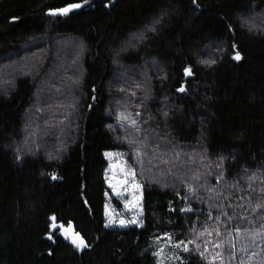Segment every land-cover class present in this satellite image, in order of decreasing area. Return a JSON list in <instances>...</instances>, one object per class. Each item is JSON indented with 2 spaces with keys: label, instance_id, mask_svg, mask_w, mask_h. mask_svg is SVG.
I'll return each mask as SVG.
<instances>
[{
  "label": "trees",
  "instance_id": "obj_1",
  "mask_svg": "<svg viewBox=\"0 0 264 264\" xmlns=\"http://www.w3.org/2000/svg\"><path fill=\"white\" fill-rule=\"evenodd\" d=\"M262 189L264 0H0V264H264Z\"/></svg>",
  "mask_w": 264,
  "mask_h": 264
},
{
  "label": "snow or ice",
  "instance_id": "obj_2",
  "mask_svg": "<svg viewBox=\"0 0 264 264\" xmlns=\"http://www.w3.org/2000/svg\"><path fill=\"white\" fill-rule=\"evenodd\" d=\"M194 2H195V0H194ZM79 7H81L80 4H72V5H70V6H68V7H65V8H62V9H50L49 14H51V15L67 14L71 9H73V8H79ZM13 19H15V18H13ZM149 31H154V29H149ZM234 59H236V60H239V59H240V55H239L238 52H237L236 55L234 56ZM190 72H191L190 69H187V68L185 69V73H186V74H190ZM179 91H184V89L181 88V89H179ZM137 115H140V114L137 113ZM122 118H123V117H122ZM131 127L136 128L137 131L140 130V129H139V126L137 125V123H136L135 120L131 121ZM157 147H159V146H157ZM106 155H107V154H106ZM18 159H19V158H18ZM132 175H133V179H134V176H135L134 172H133ZM55 178H56V177L53 176V179H55ZM196 179H199V177H196ZM221 179H222V174H221L220 176L217 177V184L220 183ZM125 187H127V184H125ZM133 187H134L135 189H139L141 186H140L139 184H134ZM261 191L264 192V189H262ZM189 195H195V190L192 189V188H189ZM132 196H133V199H132L131 201H128V202L125 204V208H127V209H129V210H134V209L139 205V203H140V197H137L136 194H135V192L132 193ZM182 199H184V198H182ZM229 207H231V205H229ZM258 207H259V205H258ZM170 211H175V209H174V208H173V209H170ZM181 211H182V212H184V211L191 212L192 209L189 207V208H186V209H181ZM141 214H142V210H141ZM221 215H223V216H227V213H226V212H222ZM50 219L53 221V225H52V226L55 227V226H56V225H55V220H56V218H55V217H51ZM228 219L231 220L232 217H228ZM208 220H209V221H213V220H214V221L216 222V228H215V232H214V234H215V236H216L217 238H220V237L222 236L221 232L219 231V224L221 223V216L218 215V216L213 217L212 214H211V212H210V213L208 214ZM119 223H120L121 226H127V224H128L129 222H127V221H125V220H120ZM130 223H132V224H136L137 226H142L143 221L140 219L139 216H137V217L133 218V219L130 221ZM105 226L108 227V226H110V224H109V223H106ZM262 226H264V221H262ZM235 232H236V236H237V238H239V236H240V229L237 228V229L235 230ZM199 235H200L201 237H203V236H205V235L211 237V236L213 235V231H209V230L206 228L204 231L200 232ZM49 238L51 239V237H49ZM158 239H159V238H158ZM163 239H167V240L169 241V243H171L173 238H172V236H171L170 234H167V233H166L165 236L163 237ZM78 240H79V243H77ZM72 243H73L74 245H77V247H81V246L86 247V246H87V245L85 244L83 238L80 237L78 233L75 234V238H73ZM193 243H196V241H195V240H190V241H188V244H193ZM188 244H185L184 241H180L179 243H176V244H175V247H176V248H181V247H182V250L185 251V252H187V251H189ZM209 244H210L213 248H216V249H223V248H224V243H223L222 240L219 241V242L209 240V241H207V243H206V245H205V250H204V252H201V253H200V255H201L202 258L205 257V253H206L207 250H208V245H209ZM196 248H197V249L200 248V245H199L198 243L196 244ZM231 248H232V250H233L232 255H231V259H235V254H234L235 243H234V242L231 243ZM161 251H162V250H161ZM160 254H161L160 252H154V253H153V255H156V256H159ZM223 258H224V253H223V251L221 250V251H218V252L216 253V256L213 258V261H215L216 259H219L220 262H221V264H223Z\"/></svg>",
  "mask_w": 264,
  "mask_h": 264
},
{
  "label": "rangeland",
  "instance_id": "obj_3",
  "mask_svg": "<svg viewBox=\"0 0 264 264\" xmlns=\"http://www.w3.org/2000/svg\"><path fill=\"white\" fill-rule=\"evenodd\" d=\"M107 159L110 161V166L108 169V180H107V185L111 188L113 197L118 198L122 195L125 194L127 197V202L131 201L133 199L132 193L135 192L136 196L139 197V193L137 192L139 189H135L133 187L135 182H128L126 174L123 170L122 167V159L119 157L117 153L115 154H108ZM125 184H127V187H125ZM127 202H123L122 207L124 210H129L125 208V204ZM137 208V207H136ZM135 208V209H136ZM106 216L109 220L110 223L114 222L116 219L120 218V214L117 213L116 210L112 208V205L110 204L108 207H106ZM107 220V221H108ZM123 220V219H120ZM68 228H64L62 231L63 236L71 243L73 238H75V235L71 234L69 231H67ZM66 232V233H65ZM79 243V240L77 241ZM74 245V244H73ZM77 247V245H74ZM79 248V247H78Z\"/></svg>",
  "mask_w": 264,
  "mask_h": 264
}]
</instances>
